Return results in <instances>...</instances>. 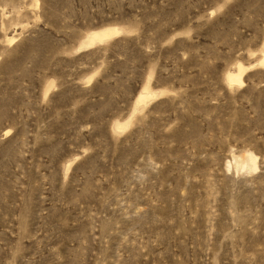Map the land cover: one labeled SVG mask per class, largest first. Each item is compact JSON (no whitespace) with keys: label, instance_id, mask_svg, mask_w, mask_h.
Masks as SVG:
<instances>
[{"label":"rangeland","instance_id":"374dc122","mask_svg":"<svg viewBox=\"0 0 264 264\" xmlns=\"http://www.w3.org/2000/svg\"><path fill=\"white\" fill-rule=\"evenodd\" d=\"M0 264H264V0H0Z\"/></svg>","mask_w":264,"mask_h":264}]
</instances>
